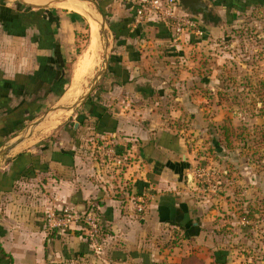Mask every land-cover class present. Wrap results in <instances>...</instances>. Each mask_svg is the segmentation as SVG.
<instances>
[{
  "label": "crops",
  "instance_id": "obj_1",
  "mask_svg": "<svg viewBox=\"0 0 264 264\" xmlns=\"http://www.w3.org/2000/svg\"><path fill=\"white\" fill-rule=\"evenodd\" d=\"M70 1L0 0V8L11 11L0 23V119L16 110L18 90L11 87L16 74L30 76L40 70L42 77L49 70L55 76L52 81L59 75L48 63L53 51L42 45L50 27L40 31L25 22L26 14L44 10L36 19L41 24L46 23L45 13L58 16V26L52 29L65 64V52L75 43L82 20L61 6ZM205 1L209 17L195 15L202 37L221 36L238 16L264 5V0ZM80 2L91 3L108 27V55L96 81L98 91H92L96 98L91 100L97 102L84 105L75 123L77 130L89 131L88 143L65 138L9 156L14 138L4 141L9 140L3 148L6 155L0 157V264H180L184 254L205 264H253L264 259V195L260 197L256 187L259 182H252L256 174L249 175V187L238 190V197L251 196L237 202V218L230 211L223 214L225 198L198 189L195 153L183 130L169 125V116L188 110L187 101L201 93L189 88L198 86L196 72L189 70L198 67L203 39L193 32L174 38L161 23L137 20L134 0ZM215 18L217 24L211 21ZM175 60L179 73L171 75ZM27 89L26 82L21 92L27 95ZM173 101H182V107ZM6 126L7 121L0 123V134L9 129ZM98 146L117 153L129 150L132 168L118 181L106 177L100 171ZM134 200L145 205V214L135 211ZM63 206L94 209L102 233L90 237L78 227L46 231V211Z\"/></svg>",
  "mask_w": 264,
  "mask_h": 264
},
{
  "label": "rangeland",
  "instance_id": "obj_2",
  "mask_svg": "<svg viewBox=\"0 0 264 264\" xmlns=\"http://www.w3.org/2000/svg\"><path fill=\"white\" fill-rule=\"evenodd\" d=\"M5 1L14 3L15 0ZM68 4L94 15L96 32L98 31L97 38L93 39L87 19L79 11L69 9L82 16L77 24L76 41L65 52L64 78L69 81L62 90L63 94L65 92L64 96L74 91L73 100L62 104L60 98L63 94L58 97L49 91L46 76H43L44 80H33L38 83L37 87L29 83L28 88L30 81L25 79L28 75L16 74L11 81L15 93L18 90L17 95H14L19 98L16 111L24 109L25 102L35 101L34 106L38 108L28 117V113L24 112L23 117L26 120L21 125L16 124L17 118L22 117L20 114L0 119L3 125L7 121L6 127L9 128L0 134V151L9 143V140L4 143L5 140L14 138L10 141L14 145L9 156L40 143H62L65 138L88 143L89 131L77 130L79 128L75 123H79V113L84 105L90 106L97 102L91 100L96 98L92 91L108 55V27L105 19H102L91 3H85L89 9L75 1ZM91 9L99 15L100 26ZM226 27L227 31L219 37H201L203 40L197 50L198 67L193 69L190 66L189 70L193 74L196 72L198 83V86L190 85L189 88L193 86L194 90H201V93L197 92V98L187 101L188 110L170 115L169 125L183 130V138L195 153V185L201 191L210 190L213 194L218 192L226 201L223 214L230 211L237 218V202L245 201V196H251L249 193L242 196L243 198L237 196L238 190L249 187L250 174H256L257 180L252 182H259L256 187L260 197L264 195V5L241 18L238 16ZM200 50L204 53H200ZM84 60L88 66L78 74L81 79L77 83L74 76L78 65ZM173 62V67L169 69L171 75L178 72L179 68L176 60ZM25 81L27 95L25 91L21 92L24 90ZM173 103L178 107L183 104L182 101ZM189 103L193 107L189 108ZM63 106L70 108L59 109ZM222 127H226V131ZM198 173L200 176H197ZM241 173L243 176L237 181ZM262 200L261 198L259 202ZM263 260L257 259L253 264H262Z\"/></svg>",
  "mask_w": 264,
  "mask_h": 264
},
{
  "label": "built area",
  "instance_id": "obj_3",
  "mask_svg": "<svg viewBox=\"0 0 264 264\" xmlns=\"http://www.w3.org/2000/svg\"><path fill=\"white\" fill-rule=\"evenodd\" d=\"M134 1L137 20H151L161 23L169 29L174 38L189 32H193L196 37H202L196 16L180 11L176 0ZM97 151L100 154V171L112 180L118 181L119 177L126 174L133 166L134 156L129 150L117 153L110 147L98 146ZM197 176L200 174L198 173ZM125 179L126 187L131 179L129 177ZM133 206L137 213L145 214V205L141 201L134 200ZM44 227L48 232L78 227L85 230L90 237L100 235L103 230L95 210L91 207L83 211L75 210L71 206L48 210L44 216Z\"/></svg>",
  "mask_w": 264,
  "mask_h": 264
},
{
  "label": "trees",
  "instance_id": "obj_4",
  "mask_svg": "<svg viewBox=\"0 0 264 264\" xmlns=\"http://www.w3.org/2000/svg\"><path fill=\"white\" fill-rule=\"evenodd\" d=\"M263 3V2H262ZM262 3H260L259 5H263ZM26 10L28 11L29 8L26 7ZM0 23L2 24V17L3 15H6L7 13L8 14H11V11L8 10V9H2L0 8ZM42 12L44 13V10H38L37 12H32V13H29V14H26L28 19H26L25 22H27L28 24H33L37 27V28H40L39 30L41 31L42 30V27L43 29L47 30L46 28L47 27H50L49 30H47L46 34H45V41L44 43H42L43 46H46L47 48H49V50H52L53 51V55L52 57L49 58V62L48 63H51L53 65L56 66V71L59 72V75H58V78L54 81L53 78H55L54 75H50V73L52 72H49V70L46 72H48V76L45 77V81H51V83H47L49 85V91L51 93H54L56 96H60L63 94V86L69 81V80H66L64 77V62L61 60V55L59 53V47H58V44L55 42V39H54V29H52V26L54 27H57L58 26V16L53 12H49V13H45L46 16L44 20V24H41V23H36V19L39 17V15L42 14ZM32 17H34V21H32ZM32 21V22H31ZM213 24H217L219 22V19H213L211 20ZM24 21L22 23H25ZM14 27L17 26L15 24H12ZM25 25V24H23ZM40 45V44H39ZM40 70L35 72L33 75H30V76H27L25 77V79L29 80L30 82H28V88H29V83H32V86L33 87H37L38 86V83L37 82H33V80H36L37 78L40 80H44L43 76L40 77ZM45 76V75H44ZM24 88V87H23ZM26 105V107L22 110H19V111H16V110H12L11 111V116H9V118L11 117H14L15 115H21L22 117H18L17 120H16V124L17 125H21L22 122H24V112H27L28 116L32 114H34L36 111H37V106H34L35 104V101H33V103H24ZM221 129H223V131H226V127H222ZM97 132H100L99 129H96ZM180 264H205V262L201 259H199L198 257L194 256V255H182V258H181V263Z\"/></svg>",
  "mask_w": 264,
  "mask_h": 264
},
{
  "label": "bare ground",
  "instance_id": "obj_5",
  "mask_svg": "<svg viewBox=\"0 0 264 264\" xmlns=\"http://www.w3.org/2000/svg\"><path fill=\"white\" fill-rule=\"evenodd\" d=\"M24 1V0H23ZM53 1V0H52ZM76 2L78 5H80V6H83L84 8L86 7V5H85V1L84 2H80V0L79 1H77V0H72V2ZM29 2V1H28ZM71 2V1H70ZM87 2H89V1H87ZM63 8H66V9H71V10H76V11H79L80 12V14L84 17V18H86L87 19V22H88V24H89V26L91 27V37L94 39V38H97V32H96V30H97V28H96V25H95V19H94V15L92 16V14H90L88 11H84V10H81V9H78V8H76L75 6H72V5H69V4H62L61 5ZM86 8H88V7H86ZM89 9V8H88ZM92 10V12L97 16V18H98V20H99V15L95 12V11H93V9H91ZM100 21L101 20H99V26H100ZM98 26V25H97ZM88 65H87V63H86V61L84 60V61H82L79 65H78V69L76 70V75L74 76V80H75V82H79V80L81 79V76H79L78 74H80V72H82L83 70H85V68L87 67ZM82 70V71H81ZM70 91V90H69ZM74 91H72V92H70V95H66V96H64L63 98H62V104H68L70 101H72L73 100V97H74ZM26 132V131H25ZM23 133V132H22ZM24 134V133H23ZM14 148H16V147H14ZM6 155V154H5Z\"/></svg>",
  "mask_w": 264,
  "mask_h": 264
},
{
  "label": "water",
  "instance_id": "obj_6",
  "mask_svg": "<svg viewBox=\"0 0 264 264\" xmlns=\"http://www.w3.org/2000/svg\"><path fill=\"white\" fill-rule=\"evenodd\" d=\"M177 1V5L180 9V11L185 12V13H190L193 15H203L206 18L209 17V13H210V7L209 5L206 3L205 0H176ZM97 13L102 17V14L97 11ZM104 25L105 23L102 25V29H104ZM70 106H63L59 109L61 110H65V109H69ZM58 110V108H57ZM7 149H2V151H0V157L3 156V154H6ZM188 180H191V177H188Z\"/></svg>",
  "mask_w": 264,
  "mask_h": 264
}]
</instances>
